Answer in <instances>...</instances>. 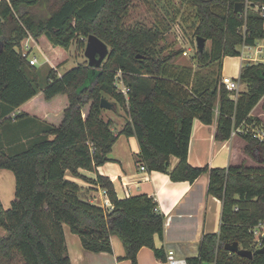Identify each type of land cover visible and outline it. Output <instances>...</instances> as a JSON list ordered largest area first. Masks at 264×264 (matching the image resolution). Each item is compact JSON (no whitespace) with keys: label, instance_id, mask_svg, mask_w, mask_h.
Masks as SVG:
<instances>
[{"label":"trees","instance_id":"1","mask_svg":"<svg viewBox=\"0 0 264 264\" xmlns=\"http://www.w3.org/2000/svg\"><path fill=\"white\" fill-rule=\"evenodd\" d=\"M48 1L0 0V127L3 120L22 116L43 123L26 145L15 146L23 144L25 150L0 153V168L15 176L10 207L4 209L0 201L5 230L0 264H71L64 225L93 252H110V236L117 235L132 264L141 247L154 248V235H162L164 215L151 197L120 199L110 179L97 174L93 181L111 203L102 207L83 199L78 184L66 177L67 171L79 176V168L94 170L108 159L117 136L101 117L104 94L126 105L120 134L136 137L139 159L148 170L168 172L173 155L179 163L168 172L172 180L194 181L209 173L208 192L222 201L220 229L203 234L198 255L186 258V264H264V253L245 258L225 248L236 241L255 250L249 228L264 222V143L243 135L254 166L195 167L187 160L194 118L215 121L219 141L229 139L244 120L260 125L249 113L264 94V63L242 65L239 80L246 90L236 99L220 77L225 56H236L241 44L264 37V17L248 12L264 0H247V7L246 0H187L196 10L195 36L211 43L209 50H196L199 70L175 65L172 60L180 52L157 55L153 45L160 29L123 26L131 0H55L45 16L33 11ZM237 2L243 3L241 12L233 10ZM90 34L111 46L103 63L79 64L60 76L50 72L42 88L35 65L16 49L30 36L56 69L67 61L71 43L77 40L81 46ZM118 73L127 97L115 86ZM16 108L21 111L12 113Z\"/></svg>","mask_w":264,"mask_h":264},{"label":"crops","instance_id":"2","mask_svg":"<svg viewBox=\"0 0 264 264\" xmlns=\"http://www.w3.org/2000/svg\"><path fill=\"white\" fill-rule=\"evenodd\" d=\"M255 43H264V37ZM243 64L237 55L225 56L222 59L221 76L239 78ZM241 86L243 85L240 82ZM261 101L262 109L259 113H254L255 107ZM20 111V108H16L12 113ZM109 111L110 114L105 112L103 116L115 122V127L111 126V129L117 138L107 154L108 159L94 170L79 168V176L67 171L66 177L78 184L83 199L102 207L110 208L111 203L105 189L93 181L97 174L110 179L120 199L146 194L156 202L158 210L164 215L163 233L154 235V248L143 246L138 250L136 264H168V250H172L177 258L184 260L197 256L203 234L216 233L221 225L222 201L208 192L209 173L201 174L194 181H174L168 172L177 166L179 159L173 155L169 158L168 172L148 170L147 167L141 170L142 162L138 155L139 144L136 137L120 134L127 117L119 116L121 111ZM249 115L258 117L261 126L257 125L264 128V94ZM16 119L11 118L10 121ZM118 119H121V122H118ZM33 122L28 121V127L36 123ZM215 129V121L206 124L198 118L193 119L188 163L195 167L207 165L209 168H227L243 164L247 157L244 138L241 135H233L227 140L219 141L215 139ZM31 133L36 132L28 130L15 136L13 133L5 134L0 137V146L5 150H13L17 144L26 145ZM254 163L247 165H257L256 161ZM13 179L15 192L14 173L9 169L0 168V201L4 209H8L14 199ZM63 228L71 264H132L130 259L125 258L122 241L117 235L110 236V252H93L83 248L79 236L72 233L67 225Z\"/></svg>","mask_w":264,"mask_h":264},{"label":"rangeland","instance_id":"3","mask_svg":"<svg viewBox=\"0 0 264 264\" xmlns=\"http://www.w3.org/2000/svg\"><path fill=\"white\" fill-rule=\"evenodd\" d=\"M54 1L55 0H49L47 3H40L33 9V11L39 16H45L47 14L48 6L54 3ZM247 6L248 2L246 3L245 1V7ZM249 11L257 13V8L255 7L254 9H248V12ZM196 22V10L193 5L190 4V2H188L187 0H131L128 5L127 12L122 20L124 27H151L160 29L162 31L161 37L153 45L157 55L165 57L172 52H180L172 60L175 65L186 67L189 66L194 70H199L200 64L195 58L197 49L194 28ZM85 45L86 39L83 40V45L81 46L77 40H74L71 43L69 49L66 50V54L68 57L67 61L56 69L53 68V66L50 64V60L47 58V52L44 53L38 44L37 46L34 45L30 52V57L35 56L37 58V62L35 64L38 77L37 86L39 88H42L46 85V83H48V75L50 72H52V74L60 76L67 70L79 64H87V59L84 56ZM210 46L211 43L209 40H207L205 43V49L209 50ZM108 48L109 51H111V46L108 45ZM210 68H212L213 70L217 69L215 65H211ZM241 83L243 86L240 87L239 92L246 90V84L243 82ZM115 86L117 90L120 89L118 85L115 84ZM103 97L114 104V110L121 111V113L118 114L119 116H123L125 118L127 117L126 105L120 104L116 101V99H114V97L109 94H104ZM261 105L262 101L255 107L254 113H259V110L262 109V107H260ZM105 112H107V114H110V111L107 109L102 110L101 117L106 121L107 118L103 116V113ZM121 119H118V122H121ZM28 121H30V119L23 116L17 118L16 121H10L9 119L3 120V126L0 129V137L5 134L8 135V133H13V136L20 135L24 132H27L28 130L33 131V129L39 126V124H43L39 120H34L33 123H36L28 127ZM109 121L110 126L115 127V122H113L112 120ZM243 135L244 134H242L241 136L243 137ZM245 147L244 151L247 157L245 158L246 160L243 165L255 164L254 159L249 155V153H247ZM25 149L26 146H24L23 144H21L19 147L13 148V150H5L4 147H0V153H12L13 151L19 152ZM12 188L14 193V179ZM2 199L4 200V198ZM254 227L255 229H257V231L264 232V222L260 221ZM250 228L249 233L251 234V244L253 245L256 241L257 236L255 233L250 231ZM0 235H5V230L2 227H0ZM239 247L242 248L240 244Z\"/></svg>","mask_w":264,"mask_h":264},{"label":"built area","instance_id":"4","mask_svg":"<svg viewBox=\"0 0 264 264\" xmlns=\"http://www.w3.org/2000/svg\"><path fill=\"white\" fill-rule=\"evenodd\" d=\"M247 3V0H246ZM256 8L258 11V14L262 17H264V3H258L256 4ZM34 45L37 46V43L35 40L28 36L24 38L20 45L16 48L18 52L22 55V57L26 58L31 65H35L37 62V58L35 56L30 57V52ZM240 59L246 63H264V43H254V44H241L240 49L238 50V55ZM220 83L225 86V88L230 92V97L232 99H236L238 92L240 90V80L239 78H233L231 76L222 75L220 78ZM115 84L120 87L118 90L121 92L124 96L127 97L128 94V87L125 86L120 79L119 73L116 76ZM242 134H249L253 138L259 140L260 142L264 143V128L258 126L255 123H249L245 120L242 121L239 125L233 127L230 137L233 135H242ZM141 170H145L146 166L142 163L140 165ZM257 225V224H256ZM253 225L250 228V231L255 233L257 238L254 242V248H260L264 245V232H259L257 229H255ZM166 261L168 264H186L184 259L177 258L172 250H168L166 255Z\"/></svg>","mask_w":264,"mask_h":264},{"label":"water","instance_id":"5","mask_svg":"<svg viewBox=\"0 0 264 264\" xmlns=\"http://www.w3.org/2000/svg\"><path fill=\"white\" fill-rule=\"evenodd\" d=\"M242 2H237L234 5V12H241L242 11ZM196 42V49L202 52L205 48L206 40L201 36L195 37ZM109 55V48L108 45L98 38L94 34H90L86 37V45L84 49V56L87 59V65L91 67H99L103 61ZM100 107L107 110H112L114 108V104L107 100L106 98L102 97L100 100ZM225 248L230 252H234L241 257L245 258H252L253 255L264 253V245L260 248H256L255 250L240 248L239 244L236 241L231 243H227Z\"/></svg>","mask_w":264,"mask_h":264}]
</instances>
